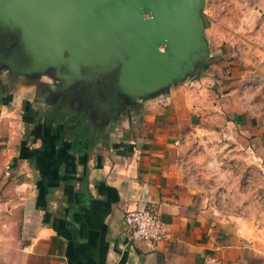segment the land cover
<instances>
[{
    "label": "crops",
    "instance_id": "crops-1",
    "mask_svg": "<svg viewBox=\"0 0 264 264\" xmlns=\"http://www.w3.org/2000/svg\"><path fill=\"white\" fill-rule=\"evenodd\" d=\"M203 21L206 66L124 107L0 67V264H264V0ZM142 208L156 245L129 240Z\"/></svg>",
    "mask_w": 264,
    "mask_h": 264
},
{
    "label": "water",
    "instance_id": "water-1",
    "mask_svg": "<svg viewBox=\"0 0 264 264\" xmlns=\"http://www.w3.org/2000/svg\"><path fill=\"white\" fill-rule=\"evenodd\" d=\"M204 2L0 0V27L21 45L0 66L13 73L23 54L29 64L20 74L64 83L83 80L81 69L95 76L118 69L117 94L153 99L206 66Z\"/></svg>",
    "mask_w": 264,
    "mask_h": 264
},
{
    "label": "flooded vegetation",
    "instance_id": "flooded-vegetation-1",
    "mask_svg": "<svg viewBox=\"0 0 264 264\" xmlns=\"http://www.w3.org/2000/svg\"><path fill=\"white\" fill-rule=\"evenodd\" d=\"M21 46L17 34L10 33L0 27V65L4 59L13 56L14 48ZM10 48V50H9ZM20 65L13 74H20L19 71L28 66L29 60L23 54L20 57ZM1 67V66H0ZM61 74L70 76L69 72L60 69ZM22 74V73H21ZM81 76L85 77L79 82L67 81L59 82L61 86L62 96H72L71 103L76 107H90L91 109H110V107H124V102H128L121 94H117V77L118 69L111 74L102 76L94 75L91 71L81 69Z\"/></svg>",
    "mask_w": 264,
    "mask_h": 264
},
{
    "label": "built area",
    "instance_id": "built-area-1",
    "mask_svg": "<svg viewBox=\"0 0 264 264\" xmlns=\"http://www.w3.org/2000/svg\"><path fill=\"white\" fill-rule=\"evenodd\" d=\"M124 225L132 242H146L156 245L166 234L165 225L152 209H135L123 214Z\"/></svg>",
    "mask_w": 264,
    "mask_h": 264
},
{
    "label": "rangeland",
    "instance_id": "rangeland-1",
    "mask_svg": "<svg viewBox=\"0 0 264 264\" xmlns=\"http://www.w3.org/2000/svg\"><path fill=\"white\" fill-rule=\"evenodd\" d=\"M204 24H206V22H204ZM239 170L242 171V173L245 174V175H246V174H251V171H252L251 169H246V167L240 168ZM249 170H251V171H249ZM252 172L255 173L254 171H252ZM253 188H254V187H253ZM257 188H258V187H256V190H257ZM259 188H260V187H259ZM254 189H255V188H254Z\"/></svg>",
    "mask_w": 264,
    "mask_h": 264
}]
</instances>
